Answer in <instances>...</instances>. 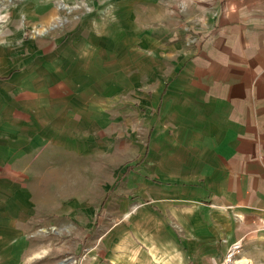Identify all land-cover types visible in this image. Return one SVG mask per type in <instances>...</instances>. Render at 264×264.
I'll return each mask as SVG.
<instances>
[{
	"label": "rangeland",
	"instance_id": "obj_1",
	"mask_svg": "<svg viewBox=\"0 0 264 264\" xmlns=\"http://www.w3.org/2000/svg\"><path fill=\"white\" fill-rule=\"evenodd\" d=\"M120 6L107 24L84 1L0 0V264H199L218 253L215 216L199 233L210 213L143 182L158 59L151 27ZM248 237L234 259L264 264V235Z\"/></svg>",
	"mask_w": 264,
	"mask_h": 264
},
{
	"label": "crops",
	"instance_id": "obj_2",
	"mask_svg": "<svg viewBox=\"0 0 264 264\" xmlns=\"http://www.w3.org/2000/svg\"><path fill=\"white\" fill-rule=\"evenodd\" d=\"M77 1L89 6L91 20H99L91 13L98 8L111 23L118 3L134 9L133 24L151 27L158 60L150 72L159 83L150 97L156 131L141 158L143 182L157 196L169 186L193 215L210 213L199 233L214 216L221 223L218 253L209 252L207 263L223 259L239 238L246 244L251 232L264 235V0ZM192 34L199 35L194 44Z\"/></svg>",
	"mask_w": 264,
	"mask_h": 264
},
{
	"label": "built area",
	"instance_id": "obj_3",
	"mask_svg": "<svg viewBox=\"0 0 264 264\" xmlns=\"http://www.w3.org/2000/svg\"><path fill=\"white\" fill-rule=\"evenodd\" d=\"M241 246H242V239L241 238H239V239L235 240L234 242H232L231 245L228 248V251L226 253V256H225L224 261L228 257L234 258L236 256V253L241 248ZM224 261H222V262H215V264H223Z\"/></svg>",
	"mask_w": 264,
	"mask_h": 264
},
{
	"label": "bare ground",
	"instance_id": "obj_4",
	"mask_svg": "<svg viewBox=\"0 0 264 264\" xmlns=\"http://www.w3.org/2000/svg\"><path fill=\"white\" fill-rule=\"evenodd\" d=\"M55 173V172H54ZM52 175V174H51ZM240 259V260H238ZM238 259H234V258H231V257H228L224 262L223 264H234L233 262H237L240 263V264H252V262L250 261V259L248 258H238ZM236 262V263H237Z\"/></svg>",
	"mask_w": 264,
	"mask_h": 264
}]
</instances>
